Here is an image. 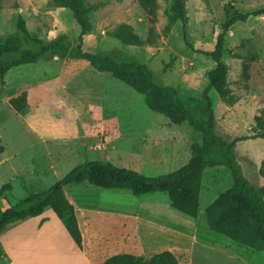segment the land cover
<instances>
[{"label":"rangeland","instance_id":"rangeland-1","mask_svg":"<svg viewBox=\"0 0 264 264\" xmlns=\"http://www.w3.org/2000/svg\"><path fill=\"white\" fill-rule=\"evenodd\" d=\"M84 3L92 9L85 15L89 28L82 33L71 11L53 0H0V40L17 37L28 50L38 49L32 39L59 42L118 62L145 64L155 83L175 88L198 120L207 116L202 96L215 66L206 53L214 49L226 11L237 15L264 9V0H184V18L171 20L173 0H155L152 12L138 0ZM19 17L32 39L25 40L18 30ZM120 25L130 26L143 45H124L114 38ZM222 61L228 67L230 97L227 103L213 89L208 92L215 131L229 140L251 138L256 119L264 120V15L230 27ZM21 96L26 108L17 113L9 100ZM200 139L187 124L173 125L152 112L142 95L110 74L67 54L48 52L35 64L11 69L0 83V188L10 185L0 207L48 189L77 165L93 160L149 177L171 173L187 163L190 146ZM234 151L244 176L264 187L259 174L264 139L239 141ZM231 185L224 167L206 169L196 218L174 210L164 193L135 196L89 183L63 191L81 221L82 214L93 215V226L104 237L98 246L86 241V251L93 255L149 258L169 250L179 264H264V252L206 227V207Z\"/></svg>","mask_w":264,"mask_h":264},{"label":"trees","instance_id":"trees-1","mask_svg":"<svg viewBox=\"0 0 264 264\" xmlns=\"http://www.w3.org/2000/svg\"><path fill=\"white\" fill-rule=\"evenodd\" d=\"M55 4L68 8L81 32L88 30L86 13L92 9L85 0H53ZM152 12L155 0H138ZM171 20L184 18V0H173ZM264 9L243 14H230L226 11L222 31L217 35L213 51L206 53L215 66L207 74L208 85L203 92L207 103L205 120L196 119L185 105L178 91L170 86L155 83L152 71L139 62H118L107 55H99L68 48L59 42L42 44L30 38L21 17L17 28L25 40L32 39L37 50L22 49L17 37L0 40V83L13 68L35 64L48 52L67 54L74 60L87 62L95 71L108 73L142 95L148 109L166 117L173 125L187 124L201 137L200 142L190 146V156L185 165L164 175L145 176L139 172L117 167L108 161L93 160L77 165L57 183L44 191H34L14 205L5 209L0 207V233L6 227L41 216L51 209L63 224L71 240L82 250V236L78 226L74 206L67 200L63 188L89 183L103 189H125L135 196L164 193L171 207L192 218H196L200 206L201 181L204 171L224 167L230 174L232 185L220 193L205 209V223L208 230L249 247L264 252V187L258 188L244 176L242 167L236 160L235 144L248 139H264V120L257 118V127L251 138L229 140L215 131V120L208 92L213 89L225 102H229L230 90L227 83L228 67L222 61L226 32L237 22H245L250 17L263 16ZM112 36L124 45L141 46L143 41L128 25L117 26ZM12 58H8L9 56ZM245 70L247 67L244 68ZM245 79H248L245 71ZM9 105L20 113L26 108L25 97L10 99ZM260 176L264 179V159L260 163ZM10 185L0 188V198ZM1 255V252H0ZM103 264H179L177 258L168 250L154 253L149 258L132 254H116L105 259Z\"/></svg>","mask_w":264,"mask_h":264},{"label":"crops","instance_id":"crops-1","mask_svg":"<svg viewBox=\"0 0 264 264\" xmlns=\"http://www.w3.org/2000/svg\"><path fill=\"white\" fill-rule=\"evenodd\" d=\"M75 214L82 236V250L48 209L41 216L10 225L0 233V264H103L110 255L100 257L86 251V241L98 246L104 238L93 226V215L82 214L81 221L76 209Z\"/></svg>","mask_w":264,"mask_h":264},{"label":"water","instance_id":"water-1","mask_svg":"<svg viewBox=\"0 0 264 264\" xmlns=\"http://www.w3.org/2000/svg\"><path fill=\"white\" fill-rule=\"evenodd\" d=\"M225 2H226V0H225Z\"/></svg>","mask_w":264,"mask_h":264}]
</instances>
